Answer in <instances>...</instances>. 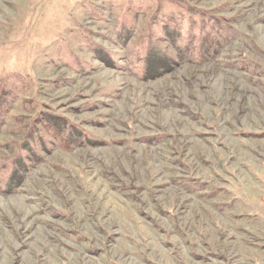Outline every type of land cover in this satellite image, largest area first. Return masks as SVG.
<instances>
[{"label": "rangeland", "instance_id": "374dc122", "mask_svg": "<svg viewBox=\"0 0 264 264\" xmlns=\"http://www.w3.org/2000/svg\"><path fill=\"white\" fill-rule=\"evenodd\" d=\"M0 264H264V0H0Z\"/></svg>", "mask_w": 264, "mask_h": 264}]
</instances>
